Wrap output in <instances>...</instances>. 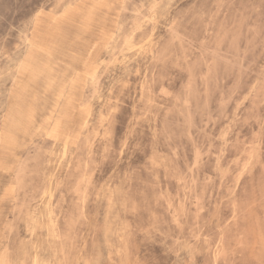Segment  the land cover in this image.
Instances as JSON below:
<instances>
[{
	"label": "rangeland",
	"instance_id": "1",
	"mask_svg": "<svg viewBox=\"0 0 264 264\" xmlns=\"http://www.w3.org/2000/svg\"><path fill=\"white\" fill-rule=\"evenodd\" d=\"M0 264H264V0H0Z\"/></svg>",
	"mask_w": 264,
	"mask_h": 264
}]
</instances>
